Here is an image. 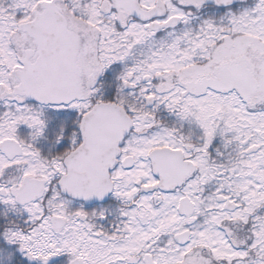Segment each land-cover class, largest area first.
<instances>
[{
  "label": "snow or ice",
  "instance_id": "obj_1",
  "mask_svg": "<svg viewBox=\"0 0 264 264\" xmlns=\"http://www.w3.org/2000/svg\"><path fill=\"white\" fill-rule=\"evenodd\" d=\"M0 264H264V0H0Z\"/></svg>",
  "mask_w": 264,
  "mask_h": 264
}]
</instances>
